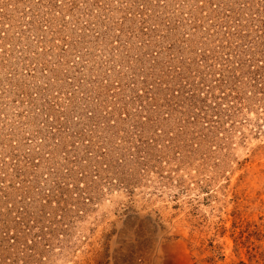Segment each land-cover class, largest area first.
Instances as JSON below:
<instances>
[{"label": "rangeland", "instance_id": "rangeland-1", "mask_svg": "<svg viewBox=\"0 0 264 264\" xmlns=\"http://www.w3.org/2000/svg\"><path fill=\"white\" fill-rule=\"evenodd\" d=\"M264 264V0H0V264Z\"/></svg>", "mask_w": 264, "mask_h": 264}, {"label": "crops", "instance_id": "crops-1", "mask_svg": "<svg viewBox=\"0 0 264 264\" xmlns=\"http://www.w3.org/2000/svg\"><path fill=\"white\" fill-rule=\"evenodd\" d=\"M179 247H184L183 250L186 252L185 257L188 260L187 263L191 264L190 256L183 244H168L162 248V253L164 255V264H179L177 260L181 257L178 256V254L176 253ZM174 258H176L175 261L173 260ZM187 263H180V264H187Z\"/></svg>", "mask_w": 264, "mask_h": 264}, {"label": "bare ground", "instance_id": "bare-ground-1", "mask_svg": "<svg viewBox=\"0 0 264 264\" xmlns=\"http://www.w3.org/2000/svg\"><path fill=\"white\" fill-rule=\"evenodd\" d=\"M183 249H184V247H179V249H177V252H176L178 254V256L181 257V258H179L177 260L179 264L180 263H187L188 262L187 258L185 257L186 252ZM173 260L175 261L176 258H174Z\"/></svg>", "mask_w": 264, "mask_h": 264}]
</instances>
